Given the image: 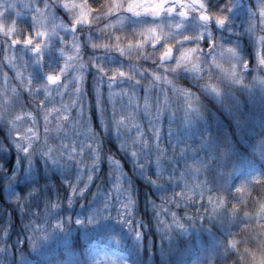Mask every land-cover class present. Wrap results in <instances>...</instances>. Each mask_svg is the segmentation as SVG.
<instances>
[{"label": "clouds", "instance_id": "9594fccd", "mask_svg": "<svg viewBox=\"0 0 264 264\" xmlns=\"http://www.w3.org/2000/svg\"><path fill=\"white\" fill-rule=\"evenodd\" d=\"M253 99L243 159L174 138ZM0 192V264H137L153 226L166 264H264V0H0Z\"/></svg>", "mask_w": 264, "mask_h": 264}, {"label": "trees", "instance_id": "16d2710c", "mask_svg": "<svg viewBox=\"0 0 264 264\" xmlns=\"http://www.w3.org/2000/svg\"><path fill=\"white\" fill-rule=\"evenodd\" d=\"M261 111V104L255 99L246 103L245 107L238 111L234 110L225 113L223 110L217 109L215 115L211 112L209 113L207 124L192 126L185 134L177 135L174 138L177 143H179L182 138L194 140L203 131H210L218 139L230 142L235 148L238 156L243 159L245 157V149L248 146L249 136L252 132H257L260 129ZM236 120L240 121L239 125L234 123ZM124 166L130 167V161L125 159ZM151 171L152 169L150 172ZM134 182L140 189L142 197L146 199V192L152 191V186L141 175H136L134 177ZM2 198L3 193L0 192V199ZM18 221L19 217L17 216V222ZM149 232H151L150 236L148 234ZM158 236L159 233L153 226L151 229L145 230V235L138 245L129 239L125 246V250L130 252L132 257L136 259L137 264H166L169 259L175 258L176 249L181 246L184 241L177 236L169 237L167 240H158ZM204 236H206V233L199 230H193L191 233V237L195 240H200ZM68 241L76 246H86L91 243L92 236L90 233H87L83 227L77 226L68 237ZM63 244V241H56L51 245V248L54 251L56 248L63 246ZM29 259H34V257H29Z\"/></svg>", "mask_w": 264, "mask_h": 264}, {"label": "rangeland", "instance_id": "374dc122", "mask_svg": "<svg viewBox=\"0 0 264 264\" xmlns=\"http://www.w3.org/2000/svg\"><path fill=\"white\" fill-rule=\"evenodd\" d=\"M192 127H190V128H187V129H184V130H181V132L179 133V135L180 134H185L186 133V131H189L190 129H191ZM151 170V169H150ZM149 170V171H150ZM238 175H240V173H239V171H237V173H236V176H238ZM239 177V176H238ZM126 251V250H125ZM127 252L130 254V252L127 250ZM130 256L132 257V255L130 254ZM132 259H134V260H136L134 257H132Z\"/></svg>", "mask_w": 264, "mask_h": 264}, {"label": "snow or ice", "instance_id": "6c2138e0", "mask_svg": "<svg viewBox=\"0 0 264 264\" xmlns=\"http://www.w3.org/2000/svg\"><path fill=\"white\" fill-rule=\"evenodd\" d=\"M218 19H221L222 20L223 18L222 17H218ZM50 79H56V77H50Z\"/></svg>", "mask_w": 264, "mask_h": 264}]
</instances>
